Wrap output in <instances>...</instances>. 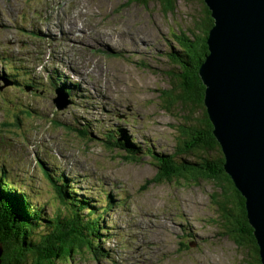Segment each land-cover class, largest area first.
Listing matches in <instances>:
<instances>
[{"label": "rangeland", "instance_id": "rangeland-1", "mask_svg": "<svg viewBox=\"0 0 264 264\" xmlns=\"http://www.w3.org/2000/svg\"><path fill=\"white\" fill-rule=\"evenodd\" d=\"M132 1L0 0V43L6 40L0 86L10 83L0 109L8 141L1 146L0 187L10 183L17 199L27 196L48 219L69 216L62 191L73 206L89 205L81 216L99 218L98 256L84 253L60 264H249L250 249L234 241L235 218L224 216L230 198L224 186L155 183L158 162L144 153L150 147L173 156L203 118L202 108L168 104L175 85L165 75L173 67L170 53L179 50L174 36H203L205 0H178L170 12L159 0ZM4 58L29 63L25 71L37 85ZM13 97L32 112L17 126L3 115ZM110 135L141 146L138 162L113 149ZM1 236L0 264L12 252Z\"/></svg>", "mask_w": 264, "mask_h": 264}, {"label": "trees", "instance_id": "trees-1", "mask_svg": "<svg viewBox=\"0 0 264 264\" xmlns=\"http://www.w3.org/2000/svg\"><path fill=\"white\" fill-rule=\"evenodd\" d=\"M159 1L163 4L164 10L170 12L178 0ZM132 2L145 5L144 0H133ZM204 6L207 15L203 25V36H195L194 39H191L184 32L174 36L179 50L170 53L173 67L165 75L175 85L174 90H170L167 95L168 104L173 105L174 102H177L187 106H196L198 109L202 108L204 109L203 118L195 120L197 123L193 124L190 130L188 129L185 141L179 144V148L174 154L175 157L174 155L171 157L159 155L150 147L145 149L144 153L149 155L151 161L158 162L157 166L160 171L152 180L155 183L172 180L185 182L208 180L221 187L224 186L230 196L224 200L222 207L226 212L224 216L231 215L235 218L232 221L237 223L233 225L234 228L237 227L234 241L250 249L249 254L252 262L249 261V264H262L254 229L247 217L245 199L224 169L225 159L213 134V125L204 107L205 87L200 79L199 71L209 53L207 39L214 23L208 7ZM198 28L202 30L200 26ZM9 85L10 83L0 86V109H2V102L8 94L5 87ZM177 92L179 93L177 94ZM7 108L3 115L9 116L11 119L14 117L16 119L15 126H17V122L21 125V120L30 117L32 113L31 110H23L17 99L12 107ZM14 110H19L20 115L26 114V116L21 118L11 116L17 114ZM7 130L9 133L10 130ZM83 133L91 136L87 130ZM122 138L123 140H120L117 135H110L107 142L113 149L125 150L124 157L128 161L138 162L136 157L139 152H143L141 146L130 143L126 136H122ZM177 153L179 154L177 155ZM211 155H215V157ZM191 157L194 159H190ZM58 179H53L56 188L59 187L57 186ZM2 182L4 185L0 187V233L1 237L4 236L9 240L8 247L13 252L7 253L5 258L3 257L2 264H60L72 261L76 256L79 257L84 253L98 256L100 248L97 244H99L103 228L98 222L99 218H95L93 222L85 221L82 218L81 212L86 208L91 209L87 203L84 206L78 202L73 206L74 203L70 199L68 200L69 196L66 197L62 191L64 196L60 195V197L68 203L70 214L68 217L56 215L48 219L44 216L43 208L31 203L27 196L24 199H17L14 196L17 193L13 194L14 192H12L17 189L10 183L6 184L8 182L4 180ZM230 202L234 203V209H231L229 213L226 206L229 207ZM90 215L92 216L93 212ZM226 219L228 218L226 217ZM16 252H20V254H16ZM10 255H14V258L10 257V261H8Z\"/></svg>", "mask_w": 264, "mask_h": 264}, {"label": "water", "instance_id": "water-1", "mask_svg": "<svg viewBox=\"0 0 264 264\" xmlns=\"http://www.w3.org/2000/svg\"><path fill=\"white\" fill-rule=\"evenodd\" d=\"M205 4L215 27L199 71L204 103L264 264V0Z\"/></svg>", "mask_w": 264, "mask_h": 264}, {"label": "bare ground", "instance_id": "bare-ground-1", "mask_svg": "<svg viewBox=\"0 0 264 264\" xmlns=\"http://www.w3.org/2000/svg\"><path fill=\"white\" fill-rule=\"evenodd\" d=\"M99 34H97V36H98ZM96 39H98L97 37H96ZM90 73V72H89ZM88 130V129H87ZM123 144V143H122ZM152 149V148H151ZM67 194V193H66ZM40 212V211H39Z\"/></svg>", "mask_w": 264, "mask_h": 264}]
</instances>
